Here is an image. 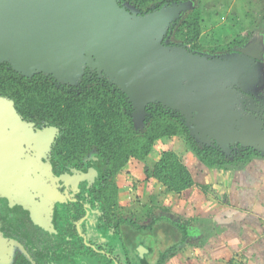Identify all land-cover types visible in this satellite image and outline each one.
<instances>
[{
  "label": "water",
  "instance_id": "water-1",
  "mask_svg": "<svg viewBox=\"0 0 264 264\" xmlns=\"http://www.w3.org/2000/svg\"><path fill=\"white\" fill-rule=\"evenodd\" d=\"M189 5L140 14L119 0H0V63L25 78L42 74L70 87L94 72L126 96L138 128L147 106L160 105L177 112L197 142L264 155V105L246 100L264 81L260 50L249 43L214 56L167 45L170 27ZM57 134L24 121L0 96V196L27 207L34 225L50 233L53 204L65 199L58 183L77 180L53 173ZM16 248L0 233V264H11ZM149 251L142 243L136 249L141 260Z\"/></svg>",
  "mask_w": 264,
  "mask_h": 264
},
{
  "label": "trees",
  "instance_id": "trees-1",
  "mask_svg": "<svg viewBox=\"0 0 264 264\" xmlns=\"http://www.w3.org/2000/svg\"><path fill=\"white\" fill-rule=\"evenodd\" d=\"M195 1L197 5L182 13L170 27L164 40L167 45H181L195 53L205 52L207 48L208 54L212 55L230 54L243 48L250 39V33L246 36L238 34L223 46L202 42L201 23L204 11L201 8L202 0ZM180 2L190 3V0H119L120 5H127L140 14ZM260 63L264 71V58ZM249 95L255 98L254 106L262 108L264 90L262 99H258L253 93ZM0 96L13 102L24 121L32 123L36 128L54 127L58 130L50 157L57 170L59 167L67 169L68 166L81 165L90 154H95L101 177L108 181L101 187L103 193L97 192V200H104V221L116 229H119L121 223L127 222L128 227L135 232L141 230L130 219H114L117 216L118 201L115 180L132 161L144 164L147 176L152 177L167 193L179 196L193 186L194 180L180 153L163 148L162 144L166 141L179 138L189 154L208 169L228 171L246 165L252 158L264 159V155L250 148L237 146L231 147L230 152H225L215 144L195 141L183 118L177 112L166 110L160 105H148L143 125L136 127L131 116L132 107L126 96L94 72L86 71L78 86L70 87L59 85L42 74L31 79L25 78L13 71L7 63H0ZM158 147L161 152L158 158H154ZM226 153H230V156ZM82 173L83 171L73 170L71 175L77 182L85 181ZM149 214L147 211L146 215ZM0 222V233L4 237L17 238L21 242H33L36 239L32 232H27L36 230L27 207L4 196H0ZM152 227L153 224L150 223L142 230H151ZM169 255L168 248L165 253H160L157 264H162ZM34 263L19 256L11 264ZM127 264H148V261L146 256L142 260L130 257Z\"/></svg>",
  "mask_w": 264,
  "mask_h": 264
},
{
  "label": "crops",
  "instance_id": "crops-1",
  "mask_svg": "<svg viewBox=\"0 0 264 264\" xmlns=\"http://www.w3.org/2000/svg\"><path fill=\"white\" fill-rule=\"evenodd\" d=\"M246 6L250 9L244 17L264 11V0H214L211 4L207 1L204 11L223 10L242 20L237 9ZM180 157L194 184L179 196L167 193L158 185L155 189L161 195L157 201V193H148L147 186L142 188L144 197L134 192L133 185L131 189L130 186L119 189L120 206L127 201L128 209L145 207L143 213H136L137 221L130 220L141 228L138 233L152 238L151 242L143 237V241H138L151 249V253L144 254L148 264H157L159 258L155 255L161 243H167L166 250L169 248L170 252L162 264H264V159L252 158L240 168L220 171L206 168L191 154ZM131 175L145 182L138 173ZM150 223L163 230L165 241L158 233L151 234L152 229L142 230ZM169 225L174 232H168Z\"/></svg>",
  "mask_w": 264,
  "mask_h": 264
},
{
  "label": "flooded vegetation",
  "instance_id": "flooded-vegetation-1",
  "mask_svg": "<svg viewBox=\"0 0 264 264\" xmlns=\"http://www.w3.org/2000/svg\"><path fill=\"white\" fill-rule=\"evenodd\" d=\"M250 97L247 94L246 100ZM253 105H255L254 102ZM259 116L264 117V114ZM44 128L46 127L37 129ZM94 155V153L90 154L81 165L68 166L67 169L59 167L58 170L49 158L55 176L74 177L71 172L78 170L83 171L81 175L86 179L80 182L71 180L67 184L61 181L58 183V190L65 199L63 202L53 204L52 224L55 232L43 231L35 226L36 230L27 231L35 235L36 239L33 242H21L17 238H9L17 239L21 247L16 248L13 261L19 256L32 260L34 264H127L130 257L139 259L137 252L134 255L128 251V246H131L129 232H127L130 228L127 222L121 223L119 229H116L112 224L109 226V223L107 225L104 221V200H97V192L101 191L102 194L101 187L108 181L101 177L98 158ZM92 171L95 172L92 173ZM92 178H94L93 181ZM118 179L116 178L115 181L118 188V201L117 216L114 219L117 221L120 218L127 221L128 217L120 206ZM101 225L103 227H100ZM150 233L155 234L153 231ZM125 240H128V244ZM131 249L135 250L133 246Z\"/></svg>",
  "mask_w": 264,
  "mask_h": 264
},
{
  "label": "rangeland",
  "instance_id": "rangeland-1",
  "mask_svg": "<svg viewBox=\"0 0 264 264\" xmlns=\"http://www.w3.org/2000/svg\"><path fill=\"white\" fill-rule=\"evenodd\" d=\"M207 1L209 2V4H211V1L214 2V0H202V4H201V8L203 9V11L206 9L207 7ZM196 1L195 0H190V5L189 8H193L195 7ZM249 6V5H248ZM244 7L243 9L238 8L237 10H240L239 16L242 18V20H239V18H236L235 15H233L230 12L227 11H219V10H214L212 12L206 13L205 11L203 12V22L201 23L202 26V36H201V41L202 42H206L209 45H226L228 44L230 41H232L235 36L242 35V36H246L247 33H250V39L247 40V42L244 44L243 47H246L249 45V43H256V48L258 50H260V55L262 58H264V11L260 12V13H251L249 14L247 17H244L247 15V11L250 9V7ZM187 9V10H188ZM225 9V8H224ZM258 14V18L256 19V15ZM245 19H244V18ZM263 18V19H262ZM207 48H205V52L201 51V53L203 54H208L207 52ZM221 54H226V53H217V54H213L214 56L217 55H221ZM212 55V54H210ZM260 79V78H259ZM264 90V81L261 82L259 85H257V87H255L252 91V93L254 94L255 97H257L258 99H262V91ZM255 99V98H254ZM194 140L196 141L195 137H193ZM163 145L164 149H171L173 151L176 152H181L182 154H179L180 156L183 155V157H187L189 152L187 151V148L185 146V144L182 143V141L179 138H175L172 141H166ZM161 152V149L158 147L155 152H154V158H158L159 153ZM128 169H123L121 171V174L118 176V183L120 186H126V188H128L130 185H133L134 188V192L138 193L140 192V197H144L142 188L148 189V193L149 192H156L157 194L155 195L156 201L160 198L161 194H158V189L156 191L155 188H157L156 186L158 185L159 187L161 186L160 184H158L152 177H148L147 176V169L145 168L144 164L139 163L137 161H132V163L130 165L127 166ZM129 170V171H128ZM133 172L134 174L138 173V176L143 177V179L145 180L144 183H141L139 180H137V176H132L131 172ZM116 181V180H115ZM130 182V183H129ZM138 187V189H136ZM162 187V186H161ZM160 187V188H161ZM131 189V186L129 187ZM139 197V198H140ZM154 199V197H153ZM126 201V200H125ZM124 201V202H125ZM127 204V201H126ZM124 205V203L122 204L123 206H121L122 208L126 209L125 211V216L128 217V219H135V221H137V215L136 213L139 212V214L143 213V207L140 205L138 207V210L136 211L135 209H128L130 208V206L128 207L127 205ZM143 204V203H141ZM145 206V205H143ZM134 207V204H133ZM135 208V207H134ZM134 214H131L130 212H133ZM148 222V221H147ZM150 222V221H149ZM168 232H174V230L172 229V226H168ZM155 231L153 233H158L159 237H163V241L164 240V233L163 230H159V227L153 226L152 227V231ZM159 231H161L159 233ZM127 232H129V242L133 243V247L135 248V250L131 249V247L128 246V251L130 253H133L134 255L136 254V249L138 247V244L140 242L138 241H143L141 238H145L148 239L146 241L151 242V237L149 236H143V233H136V232H132L131 230H127ZM134 236H133V235ZM138 234V235H137ZM131 236H133L131 238ZM156 239V238H155ZM175 240V239H174ZM128 244V240H125ZM153 242V240H152ZM132 246V245H131ZM154 246H156L155 242H154ZM159 253H156L155 256H157L159 258L160 253H165L167 246V243H161V245L157 246ZM157 250V251H158ZM133 255V256H134ZM141 260V258H139ZM149 259V258H148Z\"/></svg>",
  "mask_w": 264,
  "mask_h": 264
}]
</instances>
